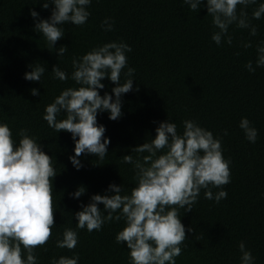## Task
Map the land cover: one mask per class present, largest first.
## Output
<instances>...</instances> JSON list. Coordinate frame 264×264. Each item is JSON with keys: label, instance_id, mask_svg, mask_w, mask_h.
<instances>
[{"label": "trees", "instance_id": "trees-1", "mask_svg": "<svg viewBox=\"0 0 264 264\" xmlns=\"http://www.w3.org/2000/svg\"><path fill=\"white\" fill-rule=\"evenodd\" d=\"M254 7H249V14ZM29 9L47 19L51 5L41 9L38 0H0V122L9 124L14 138L20 128L29 129L55 160L53 236L38 250L40 264L72 251L79 253V264H127L125 246L114 242L122 221L108 223L99 232L79 230L78 244L71 251L56 249L53 241L65 227H75L71 213L79 210V204H87L91 195L103 194L109 183H123L128 189L134 186L131 166L122 164L120 158L155 135L154 121L167 118L179 131L184 119L197 120L214 135L227 129L223 155L231 159V181L223 186L227 198L216 204L204 199L202 190L192 211L181 216L186 240L176 264H239V241L251 249L255 264H264V68L248 72L244 65L254 61V47L239 46L242 40L251 39L255 45L264 39V19L253 21L258 25L256 37L230 27L233 45L220 47L210 39L211 17L203 7L195 13L182 0H92L84 26H64L65 35L54 47L64 45L68 51L57 58L34 32ZM106 17L115 21L111 32L100 26ZM121 39L132 48L127 54L128 65L136 69L133 87L138 91L122 96L118 120H109L107 113L98 114L97 122L105 126L104 135L110 138L108 155L99 161L81 154L83 167L77 171L68 160L74 154L71 134H56L41 119L44 107L63 88L74 86L71 80L53 79L50 72L56 64L71 72L73 55ZM33 63L45 65L40 82L23 79ZM102 83L106 87L100 94H111L115 85L106 79ZM32 88L40 96L31 95ZM241 117L258 129L256 143L245 140L238 127ZM79 186L85 187V194L72 199L69 193Z\"/></svg>", "mask_w": 264, "mask_h": 264}, {"label": "clouds", "instance_id": "clouds-1", "mask_svg": "<svg viewBox=\"0 0 264 264\" xmlns=\"http://www.w3.org/2000/svg\"><path fill=\"white\" fill-rule=\"evenodd\" d=\"M38 2L41 9H49L51 5L50 15L43 19L37 11L29 9L33 30L57 58L63 57L68 47L54 45L64 37L65 25L81 27L88 22L92 0ZM182 3L195 13L201 7L206 9L213 29L210 39L220 47L233 45L230 27L247 30L249 37H256L258 25L253 21L264 19V0H182ZM114 24L112 18L106 17L100 26L111 32ZM239 46L254 47V61L250 59L244 65L248 72L264 68V39L255 45L251 39L242 40ZM131 51V46L122 39L112 40L82 55H73L71 72L57 64L52 67L53 79L71 80L74 86L63 88L44 107L41 119L56 134H71L74 154L68 160L77 171L83 167L81 154L95 156L99 161L108 155L110 138L104 135L105 126L98 124V114L107 113L109 120H118L122 117V96L138 91L133 87L136 69L128 65L127 54ZM28 68L23 79L40 82L45 65L33 63ZM105 79L115 86L111 94L105 91L101 95ZM30 92L40 96L36 88ZM153 123L157 124L155 135L148 136L142 144L131 148L130 154L120 158L122 164L131 166L134 186L128 189L123 183H109L103 194H93L87 204H79V210L71 213L75 227H65L55 236L56 249H75L79 230L99 232L108 223L122 221L114 242L125 246L127 264H176L186 240L181 216L192 211L202 190L204 199L216 204L227 198L223 186L231 181V159L224 157L222 147L227 129L214 135L195 119H184L182 131L168 118ZM238 127L245 140L257 142L258 129L247 117L240 118ZM16 137L8 123L0 122V264H40L38 250L53 236L55 160L45 153L41 140L31 135L29 129L20 128ZM85 192V187L79 186L69 196L78 200ZM192 231L190 227L187 229L189 233ZM237 249L239 264H255L256 258L244 241L238 242ZM79 262L80 255L75 251L48 260V264Z\"/></svg>", "mask_w": 264, "mask_h": 264}]
</instances>
